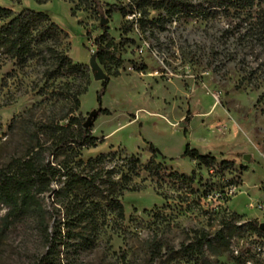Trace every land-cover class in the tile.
<instances>
[{
    "label": "rangeland",
    "instance_id": "obj_1",
    "mask_svg": "<svg viewBox=\"0 0 264 264\" xmlns=\"http://www.w3.org/2000/svg\"><path fill=\"white\" fill-rule=\"evenodd\" d=\"M99 1L103 13L91 0H0L14 16L48 14L63 32L55 48L82 66L48 80L49 56L26 65L0 56V169L35 147L46 162L73 160L78 174H102L92 192L64 198L56 193L68 179L58 175L52 192L37 196L44 220L0 203V264H41L48 236H58L53 264H264L263 46L243 37L233 9L206 4L202 16L171 17L151 4L170 0ZM102 24L116 58L97 60L109 79L101 108L110 114L91 128L100 141L76 158L51 154L47 126L84 123L100 108L103 81L90 60ZM187 145L216 163L185 157ZM223 160L235 164L222 170ZM70 202L88 214L82 223L67 217ZM205 236L214 246L200 252Z\"/></svg>",
    "mask_w": 264,
    "mask_h": 264
},
{
    "label": "trees",
    "instance_id": "obj_2",
    "mask_svg": "<svg viewBox=\"0 0 264 264\" xmlns=\"http://www.w3.org/2000/svg\"><path fill=\"white\" fill-rule=\"evenodd\" d=\"M103 13L99 0H91ZM155 9L163 10L168 16L174 17L180 14H196L202 16L208 13L205 5L211 8H219L224 11L233 9L238 19L241 34L245 38H251L254 42L261 44L264 48V0H170L151 3ZM0 21L6 22L0 27V56H5L11 60H17L20 64L26 65L29 59L36 55H41L43 59L47 56L51 58V64L47 67L44 76L48 80L59 77L75 76L82 73V66L74 64L72 60L55 48L58 45V38L63 35L59 27L51 22L48 14L44 12L28 11L20 13L16 16L9 9L0 7ZM245 26V33L242 28ZM103 35L99 38L97 46L98 50L93 55L101 65H106L108 59L115 60V55L109 51L112 43L105 42L107 40L108 25L101 26ZM109 85V79H105L102 83V89L98 92V102L101 107V98L105 94ZM77 94L76 97H78ZM77 104H79L77 99ZM102 114H110L109 111L101 109ZM100 113V114H101ZM85 123V122H84ZM84 123H80L76 118H66L62 124L47 126L48 136L51 142V154H59L66 157L69 151L72 152L73 158L80 156V151L84 147H94L98 141L91 135V128L85 129ZM190 123V115L184 119V125ZM186 132V130H185ZM153 148V145H150ZM35 147L31 148L26 157L22 159H13L5 168L0 169V203L11 208L12 213H26L28 211L36 212L42 220L45 214L40 207L38 195L52 192V183L58 175H62L68 179L65 183V189L58 197H66L75 189L85 188L87 192H92L94 185L102 178V174L95 173L91 176L78 174L70 163L73 160L63 161L59 164L46 162L44 158L35 152ZM157 152L156 149H153ZM55 155V156H56ZM185 157L199 161L201 164L211 167L216 163L213 156L201 154L196 149L186 146L184 152ZM104 157L99 158L101 160ZM58 159V158H57ZM132 163L136 166L138 160L132 159ZM234 161L223 160L220 167L222 170L230 169L234 166ZM112 178L113 171H109ZM127 178L126 176L124 177ZM111 182V181H110ZM67 217H73L76 223H82L86 220L88 214L76 210L74 203L70 202L65 205ZM123 213V207H120ZM62 223H58L59 230ZM261 229V225L259 226ZM58 240V236L50 238L49 254L45 259L41 260V264H53L50 257L54 251V245ZM216 241L225 248L229 247V239L223 233H217ZM211 248L214 241L204 237L199 242V250L203 251L205 245ZM187 253L193 252V247H184Z\"/></svg>",
    "mask_w": 264,
    "mask_h": 264
},
{
    "label": "water",
    "instance_id": "obj_3",
    "mask_svg": "<svg viewBox=\"0 0 264 264\" xmlns=\"http://www.w3.org/2000/svg\"><path fill=\"white\" fill-rule=\"evenodd\" d=\"M90 65H91L92 70L95 73V79L97 81H104L107 78V76L105 75L104 71L102 70V68L100 67V65L97 62L96 55H92L91 60H90ZM101 109L102 108L100 107L98 110H94V111H92L89 114L88 119L84 123V128L85 129H89V128L93 127L97 117L101 113ZM244 159L246 161H250V156L246 155L244 157ZM261 229L264 231V223L261 225Z\"/></svg>",
    "mask_w": 264,
    "mask_h": 264
},
{
    "label": "built area",
    "instance_id": "obj_4",
    "mask_svg": "<svg viewBox=\"0 0 264 264\" xmlns=\"http://www.w3.org/2000/svg\"><path fill=\"white\" fill-rule=\"evenodd\" d=\"M262 158H263V160H264V152L262 153Z\"/></svg>",
    "mask_w": 264,
    "mask_h": 264
}]
</instances>
